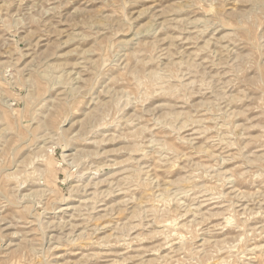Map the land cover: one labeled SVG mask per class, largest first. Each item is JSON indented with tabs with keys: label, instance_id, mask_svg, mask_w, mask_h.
<instances>
[{
	"label": "rangeland",
	"instance_id": "1",
	"mask_svg": "<svg viewBox=\"0 0 264 264\" xmlns=\"http://www.w3.org/2000/svg\"><path fill=\"white\" fill-rule=\"evenodd\" d=\"M0 264H264V0H0Z\"/></svg>",
	"mask_w": 264,
	"mask_h": 264
},
{
	"label": "bare ground",
	"instance_id": "2",
	"mask_svg": "<svg viewBox=\"0 0 264 264\" xmlns=\"http://www.w3.org/2000/svg\"><path fill=\"white\" fill-rule=\"evenodd\" d=\"M100 168V167H99ZM98 226V225H97ZM95 230V229H94ZM72 241V240H71ZM49 242V241H48Z\"/></svg>",
	"mask_w": 264,
	"mask_h": 264
}]
</instances>
